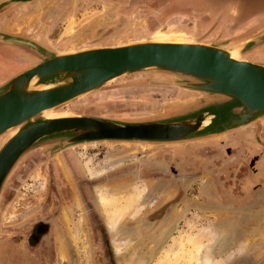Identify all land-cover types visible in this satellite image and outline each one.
<instances>
[{
    "label": "rangeland",
    "instance_id": "obj_1",
    "mask_svg": "<svg viewBox=\"0 0 264 264\" xmlns=\"http://www.w3.org/2000/svg\"><path fill=\"white\" fill-rule=\"evenodd\" d=\"M38 1L6 11L0 25L5 23L6 29L21 36L31 34L41 29L49 7L59 9L68 2L69 10L61 12L54 34L56 43L65 46L59 50L78 39L87 46L95 41L148 38L154 32L141 27L139 2L129 6L119 0H51L36 15ZM121 8L136 10L123 15ZM260 10L264 0H249L244 13H254L252 18L257 19L244 30L264 22ZM170 24L174 22L162 30ZM187 27L182 26L181 32L198 39ZM159 79L168 77L129 75L61 109L99 117L145 118L161 111L165 102L188 97L184 90L153 82ZM258 122L264 124V118ZM256 123L226 136L180 145L100 142L59 152L47 147L30 150L14 165L0 191V264H13L12 243L29 259L32 254L39 256L29 263L27 258L26 264H201L208 247L215 253L211 264H264V164L256 165L264 160V146L255 142ZM260 138L264 142V128ZM29 155L34 162L10 188L14 172ZM42 157L45 161H38ZM140 185L145 193L110 231L115 216L104 212L99 192L107 196L113 192L123 204ZM40 221L48 227L46 234L37 244L27 242L31 228Z\"/></svg>",
    "mask_w": 264,
    "mask_h": 264
},
{
    "label": "water",
    "instance_id": "obj_2",
    "mask_svg": "<svg viewBox=\"0 0 264 264\" xmlns=\"http://www.w3.org/2000/svg\"><path fill=\"white\" fill-rule=\"evenodd\" d=\"M30 1L0 0V19ZM50 2H36L35 10L40 9L36 15ZM262 43L264 25L231 39L140 38L72 50L48 48L0 30V44L22 46L37 54L29 58V65L0 81V191L14 165L35 148L59 152L100 142L180 145L253 125L264 118V63L245 54ZM137 73L167 76L153 82L192 95L165 102L161 111L145 118L45 114ZM11 128L13 132L4 136Z\"/></svg>",
    "mask_w": 264,
    "mask_h": 264
},
{
    "label": "flooded vegetation",
    "instance_id": "obj_3",
    "mask_svg": "<svg viewBox=\"0 0 264 264\" xmlns=\"http://www.w3.org/2000/svg\"><path fill=\"white\" fill-rule=\"evenodd\" d=\"M122 4H128L131 6L133 3L141 4V7H136L139 10V13L143 15V24L141 27L145 29L154 30V33L158 32H180L182 26L188 25V29L199 39L204 41L209 40H221V39H231L243 36L247 33L248 30H244L246 25H250L253 21H256L257 17L252 18L255 14L246 15L245 7L248 5L249 0H119ZM68 2L63 5V7H59V9H55L56 7H49L48 12L49 15L46 21H43L38 26L39 31H33L31 34L29 32H24L22 36L31 39L33 41L38 42L39 44L55 49H63L65 46L56 43L58 38L55 34L56 27L58 26L59 18L61 17V12H65L69 10ZM228 6L229 8L228 11ZM131 8V7H130ZM235 8V12L232 13V10ZM136 9H128L121 8L118 10L123 15L130 14L133 10ZM261 13H264V10H260ZM121 14V15H122ZM117 15V14H116ZM173 21L174 24H170L168 26V30H162L164 26L167 27V24ZM7 24V23H6ZM44 24V25H43ZM42 25V26H41ZM259 26L264 25V22L258 24ZM174 26V28H173ZM2 31H6L8 33H15L13 28H5V23L2 25ZM159 28V29H158ZM161 28V29H160ZM177 28V29H176ZM156 29V30H155ZM188 31V32H190ZM37 35H34L36 34ZM48 33L50 38L48 39ZM183 33V32H181ZM185 34V33H184ZM45 36V41L42 40V36ZM80 37V36H79ZM78 39V38H74ZM72 40V39H71ZM68 41V40H67ZM70 41V40H69ZM79 41V39H78ZM66 42V41H65ZM89 44H104L103 42H90ZM5 49L0 50V73L6 71L7 64L4 62V58L8 51H11V55L13 59H15V64L12 66H16L19 68L25 67L30 64L31 61L29 58L37 57V54L33 51H29L27 48L18 46V45H7L5 44ZM246 55L248 57H253L254 62L264 63V43L258 45L257 47L249 50ZM187 92H185L186 94ZM87 115V114H86ZM255 132L254 138L255 142H258L260 145L264 146V142L260 138V132L264 128L263 122H258L255 124ZM37 157V156H35ZM24 162L17 167L16 171L13 174L12 181L10 182V188H12V184L17 181V179L22 175L23 171L27 168L29 163L34 162V156L29 155L24 158ZM44 162L45 159L42 157L38 159V161ZM258 163L264 164V160L258 161ZM71 168L74 170L72 163L70 164ZM261 187H259L260 189ZM96 225H99V221H95ZM47 225L45 222H36V224L31 228L27 239V242H33V244H37L39 239L46 234ZM11 251L14 253L13 264H26L27 258L28 263L31 261H38L39 256L33 255L29 259L26 257V254H22L19 251V246L16 243H12ZM35 254V253H34ZM23 257V263L20 259ZM26 258V259H25Z\"/></svg>",
    "mask_w": 264,
    "mask_h": 264
},
{
    "label": "bare ground",
    "instance_id": "obj_4",
    "mask_svg": "<svg viewBox=\"0 0 264 264\" xmlns=\"http://www.w3.org/2000/svg\"><path fill=\"white\" fill-rule=\"evenodd\" d=\"M173 28H174V26H173ZM175 29V28H174ZM177 29V28H176ZM15 33H16V31H15ZM148 37V36H147ZM148 38H150V39H155V40H168V39H179V40H188V39H195L193 36H188L187 34H184V33H181V31L180 32H158V33H154V34H152L150 37H148ZM130 40V39H129ZM126 41H128V39H125V40H120V41H118V42H126ZM117 43V42H116ZM104 44H114V43H105L104 42ZM80 46V44H79V41L78 40H75V41H73V42H71L70 44H69V47L68 48H66V49H64V50H72V49H76L77 47H79ZM246 58H247V56H246ZM120 79V78H119ZM118 79V80H119ZM117 80V81H118ZM187 93L186 94H189L188 96H190V94L192 95V93L191 92H189V91H186ZM71 104V102L70 103H68L67 104V106L69 107V105ZM75 111V110H74ZM70 112H73V110H70V109H68V110H66L65 111V109H61V107L60 108H54V109H50V110H48V111H46V115L47 116H53V115H55V114H67V113H70ZM12 130H14L13 128H11V129H9V130H7L5 133H4V136H6V135H9V134H11V132H13ZM2 137V136H1ZM112 145V144H111ZM82 146H85V145H82ZM60 161V160H59ZM63 166V165H62ZM62 169V174H63V177L67 180V181H69L70 179V177H69V174H68V171L64 168V167H62L61 168ZM107 193V192H106ZM143 193H145V187L144 186H142V185H140V186H138L135 190H134V194H132V196H131V198H128V199H126V202H124L123 204H121V200H119V198H117V196H112V195H114V193L113 192H109V193H107L108 194V196L105 194H103V193H101V192H99V194H98V196H99V200H100V202H101V204H102V206L104 207V212H107L108 213V215L109 214H112L113 213V215L115 216V218H113V221L109 224V230L111 231V230H114L115 229V227H116V225H117V223H118V221H119V219L121 218V216L125 213V211L129 208V207H132V205H134L135 204V202H137L138 200H139V198L141 197V194H143ZM117 195H122V193L120 192V193H118ZM143 196V195H142ZM169 196V195H168ZM167 197V196H166ZM125 201V200H124ZM140 202V201H139ZM79 204V203H78ZM119 204H121L122 206H121V208L118 210V215H116L115 213H116V211H115V209L117 208V206L119 205ZM133 208V207H132ZM129 209H131V208H129ZM128 211V210H127ZM108 215H107V217H108ZM125 215V214H124ZM81 217V216H80ZM64 219L67 221V218H66V216L64 215ZM80 231V230H79ZM182 235V234H181ZM222 235V234H221ZM73 238L75 239V240H77V238H76V236H75V234H73ZM113 240H115V242H118V240H117V238H114ZM172 240H174V238H172L171 239V241ZM192 240L191 239H188L187 240V242H191ZM170 250H167L166 251V253L168 254V252H169ZM174 252H176V251H174ZM60 254H61V256L62 257H64L65 256V248H64V246H61V248H60ZM0 256H1V253H0ZM65 258V257H64ZM214 258H215V253H214V250H213V248H211V247H208V248H206L205 249V251L203 252V255H202V257H201V259H200V262H201V264H211L212 263V261L214 260ZM157 264H161V263H157Z\"/></svg>",
    "mask_w": 264,
    "mask_h": 264
},
{
    "label": "crops",
    "instance_id": "obj_5",
    "mask_svg": "<svg viewBox=\"0 0 264 264\" xmlns=\"http://www.w3.org/2000/svg\"><path fill=\"white\" fill-rule=\"evenodd\" d=\"M48 16H50L49 13H48ZM2 29H3V27H2V25H0V30L2 31ZM42 37H43L42 40L45 41V39H46V38H44L45 36L43 35ZM47 37H48V39L50 38L49 33H48V36ZM5 47H8V46H5V44H0V50L5 49ZM6 53H9V54H6L5 55V58H4V62L7 64V67H6L7 70L0 73V81L3 80V79H5V78H7L10 74H12V73H14V72H16V71L24 68V67L19 68V67H16V66H12L13 64H15V59H13L12 58L13 55H11L12 52L11 51H8ZM247 58L249 60H251V61H254V59H255L253 57H248V56H247Z\"/></svg>",
    "mask_w": 264,
    "mask_h": 264
}]
</instances>
